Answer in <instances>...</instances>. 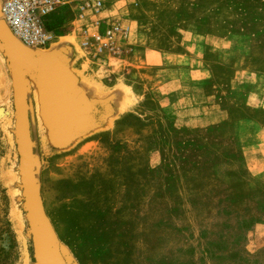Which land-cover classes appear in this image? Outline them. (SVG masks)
Instances as JSON below:
<instances>
[{
	"label": "rangeland",
	"instance_id": "374dc122",
	"mask_svg": "<svg viewBox=\"0 0 264 264\" xmlns=\"http://www.w3.org/2000/svg\"><path fill=\"white\" fill-rule=\"evenodd\" d=\"M49 25L19 67L0 27V264H264V0Z\"/></svg>",
	"mask_w": 264,
	"mask_h": 264
},
{
	"label": "built area",
	"instance_id": "2783aa9c",
	"mask_svg": "<svg viewBox=\"0 0 264 264\" xmlns=\"http://www.w3.org/2000/svg\"><path fill=\"white\" fill-rule=\"evenodd\" d=\"M62 1L0 0V18L18 43L30 49H44L55 37L49 24Z\"/></svg>",
	"mask_w": 264,
	"mask_h": 264
},
{
	"label": "bare ground",
	"instance_id": "6f19581e",
	"mask_svg": "<svg viewBox=\"0 0 264 264\" xmlns=\"http://www.w3.org/2000/svg\"><path fill=\"white\" fill-rule=\"evenodd\" d=\"M0 27H1V31L3 30L4 31V33H5V35H6V37H7V39H8V41L13 45V53H14V57H15V59H16V61H17V67H19V64L22 62V59H29L28 58V55H26L25 54V52L23 53V46H21V45H18L17 43H18V41L11 35H9V33H7V29L5 28V24L2 22V20H1V18H0ZM5 25V26H4ZM9 31V30H8ZM12 37V38H11ZM47 56V55H46ZM52 57V56H51ZM21 61V62H20ZM44 66H46V64H44ZM47 67V66H46ZM45 67V68H46ZM44 68V67H43ZM55 69V68H54ZM20 70V69H19ZM49 71H48V73H49V76H50V78L49 79H51V82H52V85H54L55 87H59L60 86V83H59V81H58V79L56 78V76H55V74L51 71V69H48ZM60 88V87H59ZM61 90V89H60ZM54 91V90H53ZM57 93V92H56ZM54 94V93H53ZM60 101H63L62 99H60ZM19 220V219H18Z\"/></svg>",
	"mask_w": 264,
	"mask_h": 264
},
{
	"label": "water",
	"instance_id": "95a60500",
	"mask_svg": "<svg viewBox=\"0 0 264 264\" xmlns=\"http://www.w3.org/2000/svg\"><path fill=\"white\" fill-rule=\"evenodd\" d=\"M11 47V46H10Z\"/></svg>",
	"mask_w": 264,
	"mask_h": 264
}]
</instances>
